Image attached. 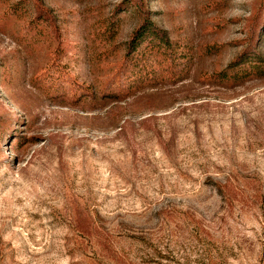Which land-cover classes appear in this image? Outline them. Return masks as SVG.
Listing matches in <instances>:
<instances>
[{"label": "rangeland", "instance_id": "rangeland-1", "mask_svg": "<svg viewBox=\"0 0 264 264\" xmlns=\"http://www.w3.org/2000/svg\"><path fill=\"white\" fill-rule=\"evenodd\" d=\"M256 54L264 0H0V264H264Z\"/></svg>", "mask_w": 264, "mask_h": 264}, {"label": "trees", "instance_id": "trees-1", "mask_svg": "<svg viewBox=\"0 0 264 264\" xmlns=\"http://www.w3.org/2000/svg\"><path fill=\"white\" fill-rule=\"evenodd\" d=\"M135 31L136 32L130 39L127 47L126 56L129 64L133 61L134 64L138 63L139 59L144 56V51L141 48L143 41L149 40V43L151 44L150 47H148V50H155L157 52L161 49L165 51L164 49L169 44V39L165 33L161 34V32L147 20ZM243 56H240L235 62L229 64L227 70L221 72L223 78H231L232 75L237 79V77L251 73L264 75V59L260 55L256 54L254 57L246 58V60L243 59Z\"/></svg>", "mask_w": 264, "mask_h": 264}]
</instances>
